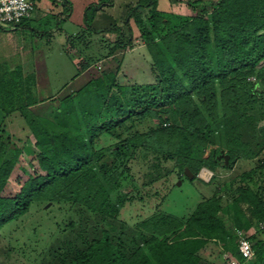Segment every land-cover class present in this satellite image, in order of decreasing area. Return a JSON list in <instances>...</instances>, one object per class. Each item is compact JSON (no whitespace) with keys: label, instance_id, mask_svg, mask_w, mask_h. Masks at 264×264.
<instances>
[{"label":"trees","instance_id":"obj_1","mask_svg":"<svg viewBox=\"0 0 264 264\" xmlns=\"http://www.w3.org/2000/svg\"><path fill=\"white\" fill-rule=\"evenodd\" d=\"M50 1L61 6L49 14L60 30L72 2ZM111 2L83 9L79 30L67 36L71 50L63 49L76 72L52 96L38 98L34 72L0 64V229L35 203L67 205L68 221L45 240L40 264H198L210 243L242 264L237 231L254 250L249 264H261L264 0H186L190 15L137 0L124 18L127 33L108 14L95 22ZM33 11L0 28L26 27ZM131 22L149 57V83L130 81L122 70L134 41ZM13 113L33 135L40 171L6 197L1 192L22 153L3 126ZM240 160L253 165L218 179L220 168ZM202 167L212 173L207 181L197 175ZM185 168L192 181L212 184L189 215L161 210L163 193L143 194L155 182L186 176ZM152 195L160 200L148 214L133 223L120 217L126 204Z\"/></svg>","mask_w":264,"mask_h":264},{"label":"rangeland","instance_id":"obj_2","mask_svg":"<svg viewBox=\"0 0 264 264\" xmlns=\"http://www.w3.org/2000/svg\"><path fill=\"white\" fill-rule=\"evenodd\" d=\"M114 1L115 8L111 11L113 14H118L125 7L126 2L131 0ZM158 8L178 14H192L186 0L176 2L160 0ZM102 14H108L109 18H112L110 12L106 11L98 13L95 22L103 21ZM48 17L41 20L33 18L23 28L11 30L12 27H9L5 31H0V64L2 66L10 68L19 65L20 61L32 62L36 58H38L37 62H43L44 70L39 73V80L35 86L39 99L52 96L76 72L74 62L69 59L63 49L71 50L68 37L65 36L76 33L79 26L65 22L62 29L59 30L57 29V17L50 15ZM106 20L104 19L103 22ZM120 24L127 33L124 19ZM131 24L134 41L133 46L126 51L123 57L122 70L124 69V73L130 81L149 83L153 80L148 62L149 57L143 42L138 38L135 25L132 22ZM110 36L112 35L107 34V37ZM21 44L25 47L24 51H16L14 47ZM261 64H264V60ZM263 122L264 120H261L259 123ZM3 126L11 134L14 144L22 148L19 163L10 174L1 192L2 196L9 197L19 190L27 177L39 172L40 169L36 161L37 149L34 147L33 135L19 114L13 113L7 116ZM252 165L253 161L251 160L237 161L232 168H220L218 179L220 181L228 180L231 176L249 169ZM203 170L206 172H202ZM197 175L206 181L211 176V172L202 167ZM135 177L138 183L142 181L141 173H137ZM211 185L197 179L192 181L185 175L181 178L174 175L170 176L168 180L155 182L151 187L148 186L143 190V194L148 189H151V193L154 191L163 193L164 197L159 208L173 215L185 217L193 211L205 194H209ZM158 198V196L152 195L145 196L142 201L135 199L125 205L121 210L120 217L133 223L148 214L156 202H159ZM59 206L52 203L46 205L35 203L27 213L4 225L0 229V264H40L46 245L45 240L50 241V233L58 228L62 229L68 221L67 205H61V208Z\"/></svg>","mask_w":264,"mask_h":264},{"label":"crops","instance_id":"obj_3","mask_svg":"<svg viewBox=\"0 0 264 264\" xmlns=\"http://www.w3.org/2000/svg\"><path fill=\"white\" fill-rule=\"evenodd\" d=\"M72 2V10L70 14L67 16V19L65 22L70 23L72 25H80L82 23V13L85 6L91 2H96L98 0H70ZM111 3H107L101 7V9L98 11L101 13L104 12H110L112 19H115L117 21V24L121 25L120 22L125 18V15L127 14L129 8L136 3L137 0H131L127 1L125 4V7L122 9V11L118 14H113L112 9L115 8V1L111 0ZM160 4V0H159ZM35 10L33 11L30 19L36 18V20H41L45 16H48L49 14H56L61 11V6L59 4H53L50 0H35ZM109 10V11H108ZM25 24L27 26L28 22ZM64 22V23H65ZM2 26V25H1ZM4 29L0 28V31H5L9 26H4ZM19 28H23L22 26ZM19 28H11V30H16ZM66 35L65 37H67ZM19 42V41H18ZM16 51H24L25 47L21 45H18L17 47H14ZM33 55V54H32ZM31 59V58H30ZM38 61V58H36L32 62L26 60V61H20L19 66L21 67L23 74L26 75L28 73L34 72L36 75V86L38 83V75L41 73L42 70H44V65L42 61ZM30 65V66H29ZM12 68V67H10ZM52 95V94H51ZM202 254V255H201ZM200 260L198 264H229V260L231 257L230 252H221L218 247H216L213 243L208 244L204 249L200 251ZM242 264H249V261L243 262Z\"/></svg>","mask_w":264,"mask_h":264},{"label":"built area","instance_id":"obj_4","mask_svg":"<svg viewBox=\"0 0 264 264\" xmlns=\"http://www.w3.org/2000/svg\"><path fill=\"white\" fill-rule=\"evenodd\" d=\"M33 9L32 0H0V24L15 25L22 18L28 17ZM260 227L264 228V220L260 223ZM237 235V248L242 259L245 262L251 260L254 256L251 242L241 231H237ZM229 264H241V262L231 257Z\"/></svg>","mask_w":264,"mask_h":264},{"label":"water","instance_id":"obj_5","mask_svg":"<svg viewBox=\"0 0 264 264\" xmlns=\"http://www.w3.org/2000/svg\"><path fill=\"white\" fill-rule=\"evenodd\" d=\"M221 156H223L224 162L227 163V161H228V155L222 152V153H220V155L218 157H221ZM184 171H185V174H186L187 177H189V178L192 177V173L189 171L188 168H185ZM261 264H264V259L262 260V263Z\"/></svg>","mask_w":264,"mask_h":264},{"label":"bare ground","instance_id":"obj_6","mask_svg":"<svg viewBox=\"0 0 264 264\" xmlns=\"http://www.w3.org/2000/svg\"><path fill=\"white\" fill-rule=\"evenodd\" d=\"M202 172H206V170H203Z\"/></svg>","mask_w":264,"mask_h":264},{"label":"clouds","instance_id":"obj_7","mask_svg":"<svg viewBox=\"0 0 264 264\" xmlns=\"http://www.w3.org/2000/svg\"><path fill=\"white\" fill-rule=\"evenodd\" d=\"M211 172V171H210ZM212 174V173H211ZM210 178V177H209ZM207 181V180H206ZM233 258V257H232ZM247 262V261H246Z\"/></svg>","mask_w":264,"mask_h":264}]
</instances>
